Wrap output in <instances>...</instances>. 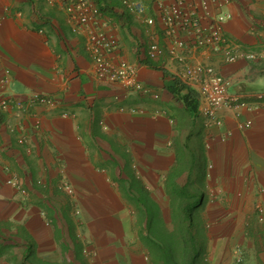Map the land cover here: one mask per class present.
<instances>
[{"label": "crops", "instance_id": "0c3cea01", "mask_svg": "<svg viewBox=\"0 0 264 264\" xmlns=\"http://www.w3.org/2000/svg\"><path fill=\"white\" fill-rule=\"evenodd\" d=\"M89 1L117 39L111 57L135 66L151 90L98 78L67 0H0V78L8 72L5 92L22 103L0 109V264H153L146 206L158 208L165 231L180 226L184 264H264V58L185 51L254 107L223 106L218 124L202 112L198 84L177 78L183 63L168 53L156 4L170 0H142V14L120 0ZM222 11L233 50L264 51V0H229ZM151 41L163 47L158 60L146 56ZM32 93L51 102L30 103Z\"/></svg>", "mask_w": 264, "mask_h": 264}, {"label": "built area", "instance_id": "2783aa9c", "mask_svg": "<svg viewBox=\"0 0 264 264\" xmlns=\"http://www.w3.org/2000/svg\"><path fill=\"white\" fill-rule=\"evenodd\" d=\"M123 6L130 12L142 14L146 4L142 0H120ZM229 0H170L168 4L157 1L159 15L165 28V35L171 38L168 53L183 63L181 70L177 72V78L183 83H197L201 98L205 101L202 112L215 119L218 110L223 106L246 107L249 110L254 107L247 106L234 93H229L228 88L231 80L219 74L212 66L203 64H190L185 61V51L189 47L212 48L222 50L226 62H233L238 58L254 59L264 58V51L255 54L253 52H239L233 50L227 42L222 25L230 17L228 12L222 11ZM66 10L70 20L86 29V45L90 57L94 63L98 78L118 84L124 89L133 91L149 92L151 89L143 84L139 78L136 67L123 59H114L111 53L117 47V39L107 31L100 28L99 9L89 0H67ZM149 25L154 23V18L149 16L145 19ZM185 34L187 38L181 37ZM163 47L157 41H151L146 50V56L151 60H158L163 56ZM10 82L8 72H4L0 78V109L6 110L11 105L20 108V101L10 100L5 94V89ZM157 97L156 93H153ZM262 98L263 95L258 96ZM30 103H49L48 98L38 93H32ZM264 111V106L262 107ZM251 125L247 120L238 123L239 128ZM24 141L23 137L17 139ZM8 184L14 186L20 193L25 189L14 178L7 179ZM60 187L67 193H72V187L66 180L60 183ZM263 209L258 208V219L263 220ZM235 262H242V251L239 247L234 250Z\"/></svg>", "mask_w": 264, "mask_h": 264}, {"label": "rangeland", "instance_id": "374dc122", "mask_svg": "<svg viewBox=\"0 0 264 264\" xmlns=\"http://www.w3.org/2000/svg\"><path fill=\"white\" fill-rule=\"evenodd\" d=\"M158 213L157 207L146 206L144 208L146 221L144 227L147 236L143 242L148 250V259L153 264H184L183 250L180 249L178 244L180 240L176 237L180 226L178 225V228L172 232L165 231ZM173 214L176 216V213L173 212Z\"/></svg>", "mask_w": 264, "mask_h": 264}, {"label": "clouds", "instance_id": "9594fccd", "mask_svg": "<svg viewBox=\"0 0 264 264\" xmlns=\"http://www.w3.org/2000/svg\"><path fill=\"white\" fill-rule=\"evenodd\" d=\"M10 83V82H9ZM8 86V85H7ZM5 94L8 96L7 92H5ZM9 97V96H8ZM10 98V97H9Z\"/></svg>", "mask_w": 264, "mask_h": 264}]
</instances>
